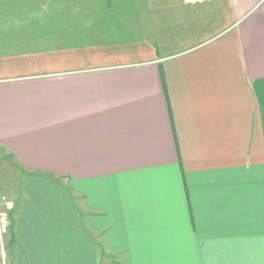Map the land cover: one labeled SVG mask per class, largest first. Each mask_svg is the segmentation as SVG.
Masks as SVG:
<instances>
[{
  "label": "crops",
  "instance_id": "crops-1",
  "mask_svg": "<svg viewBox=\"0 0 264 264\" xmlns=\"http://www.w3.org/2000/svg\"><path fill=\"white\" fill-rule=\"evenodd\" d=\"M123 5L142 40L0 54V153L28 171L15 194L0 183V264H264V0H87L32 20L95 36Z\"/></svg>",
  "mask_w": 264,
  "mask_h": 264
},
{
  "label": "rangeland",
  "instance_id": "rangeland-1",
  "mask_svg": "<svg viewBox=\"0 0 264 264\" xmlns=\"http://www.w3.org/2000/svg\"><path fill=\"white\" fill-rule=\"evenodd\" d=\"M10 3V0H8ZM47 0H36L35 3H45ZM51 3L49 5H38L33 6L31 0H27V5L22 6H11L8 7L7 1L5 3L0 0V54L11 51L12 49H27L35 47H44L48 45L62 44H98V43H111V42H126L129 39H139L142 40L144 36V30L138 27L140 23L139 18L141 15H134L135 11H132L129 6H120L121 14L111 13L106 15H101L103 18L97 24L94 23L99 29L101 35H90L86 31H81L80 28L74 29L78 36L80 37H70L65 32L67 26L75 28L78 24L89 28L90 22L81 21H33V14L36 17L40 14L45 17L50 14L58 15V18H64V13L70 14L72 18H78L77 14L80 13L81 6L80 3L85 4L87 0H49ZM63 1V5L52 6L53 3ZM67 1H72L71 3H78L76 6L67 4ZM12 2H17V0H12ZM95 10L98 8L95 6H89ZM107 9L106 7H102ZM24 10V11H23ZM76 10V12L74 11ZM109 11V10H108ZM19 12L28 13L23 16V20L16 21L6 15L9 13L17 14ZM85 13V12H83ZM12 15V14H11ZM66 15V14H65ZM113 15L115 17H113ZM68 16V15H66ZM119 16V17H117ZM16 17V16H14ZM42 17V16H41ZM97 16L96 18H98ZM144 18V17H143ZM9 19V20H7ZM30 19V20H28ZM138 19V20H137ZM137 20V21H136ZM5 152L0 153V183H4L6 189L10 194L19 191L18 184L21 187L23 184L21 175L22 173L28 174V171H24V167L17 165L14 162H9L8 159L2 158L5 156ZM41 173V174H40ZM44 172H37L35 175L45 176ZM67 183V182H66ZM69 189V187H67ZM70 190V189H69ZM6 191V192H7ZM7 198V197H6ZM12 201V198H7ZM13 203V201H12ZM8 220V217H7ZM8 227V226H7ZM7 229V228H6Z\"/></svg>",
  "mask_w": 264,
  "mask_h": 264
},
{
  "label": "built area",
  "instance_id": "built-area-1",
  "mask_svg": "<svg viewBox=\"0 0 264 264\" xmlns=\"http://www.w3.org/2000/svg\"><path fill=\"white\" fill-rule=\"evenodd\" d=\"M13 207L11 200L6 197H0V235H2L8 226V210Z\"/></svg>",
  "mask_w": 264,
  "mask_h": 264
},
{
  "label": "trees",
  "instance_id": "trees-1",
  "mask_svg": "<svg viewBox=\"0 0 264 264\" xmlns=\"http://www.w3.org/2000/svg\"><path fill=\"white\" fill-rule=\"evenodd\" d=\"M41 174V173H40ZM46 177L52 178L54 181H58V179L56 177H54L51 174H44Z\"/></svg>",
  "mask_w": 264,
  "mask_h": 264
}]
</instances>
